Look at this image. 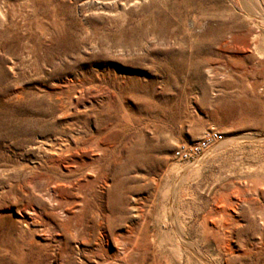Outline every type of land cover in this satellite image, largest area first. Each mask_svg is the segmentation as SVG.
<instances>
[{"label":"rangeland","instance_id":"1","mask_svg":"<svg viewBox=\"0 0 264 264\" xmlns=\"http://www.w3.org/2000/svg\"><path fill=\"white\" fill-rule=\"evenodd\" d=\"M0 264H264V0H0Z\"/></svg>","mask_w":264,"mask_h":264},{"label":"built area","instance_id":"2","mask_svg":"<svg viewBox=\"0 0 264 264\" xmlns=\"http://www.w3.org/2000/svg\"><path fill=\"white\" fill-rule=\"evenodd\" d=\"M189 153L187 151L186 148L180 150V151H177L176 154H175V157L178 158L179 160H186L189 158Z\"/></svg>","mask_w":264,"mask_h":264}]
</instances>
